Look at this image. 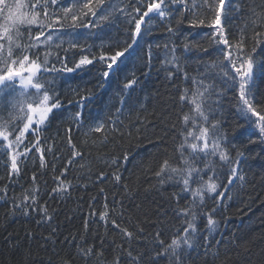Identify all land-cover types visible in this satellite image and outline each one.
I'll return each mask as SVG.
<instances>
[{
	"label": "trees",
	"instance_id": "1",
	"mask_svg": "<svg viewBox=\"0 0 264 264\" xmlns=\"http://www.w3.org/2000/svg\"><path fill=\"white\" fill-rule=\"evenodd\" d=\"M44 2L22 0V11L29 15L39 13V16L37 24L21 26L23 38L18 43L26 47L29 34L34 36L40 31V22L45 35L50 31L55 33L52 47L41 45L34 50L39 53L38 63H43L47 53L49 67L61 69L59 57L71 68L89 48L98 56L102 44L108 52L113 41L123 37L119 13L101 21L97 27L87 28L81 21L90 23L91 17L81 16L75 26L71 13L67 20L63 18L61 6L75 11V0H57L55 6L47 0L48 19L39 7ZM114 2L119 0H104L103 7L97 8V16ZM126 3L128 0L120 6ZM187 3L191 7L192 0ZM195 3V11L203 13L201 18L207 21L211 13L200 7L202 0ZM254 13L264 15V0H225L221 16L230 40L237 39L240 29L251 25L256 18ZM56 17H61L64 27L49 29L47 24ZM192 19L189 11L174 14L171 19L174 34L168 32L167 24L154 20L153 30L140 41L138 53L130 62H125L126 70L110 75L107 82L101 78L104 68L100 63L73 73L61 70L39 74L49 94L53 90L59 94L62 107L50 115V123L39 126L40 142L45 150L43 167L39 153L33 149L27 159L19 157V175L10 177L7 142L0 138V264H176L174 254L165 252V248L173 238L183 234L186 218L177 209L190 207L191 196L181 192L175 178L158 177L156 172L165 159L170 165L179 166L181 116L191 114L189 104L181 102L179 97L184 89L190 92L195 89L193 79L203 77L204 65L217 58L214 52L217 45L208 35L212 29L207 23L192 27ZM257 30L264 34V28ZM244 35L247 51L253 45L252 33L246 30ZM73 43L77 47H72ZM185 44L190 46L189 50ZM171 47L175 49L176 65L170 62L168 48ZM260 47H264V42ZM202 48L208 51H201ZM259 53L258 48L254 59L258 57L264 62V55ZM21 54L20 49H14V58ZM28 55L34 58L31 52ZM133 74L138 83L134 91L129 90V101L120 89L125 77ZM210 75L211 80L206 83L211 82L215 91L206 100L205 108L211 105L209 118L218 122L219 132L225 138L222 147L226 148L229 159H239L238 173L244 179L228 184L230 166L218 157L201 156L196 161L199 168L207 160L212 161L215 174L209 172L204 179L212 175L223 197L214 199L206 194L204 204L196 207V234L191 248L181 246L180 264H264V142L240 118L231 86L216 71ZM253 92L259 111L264 108V76H257ZM16 95L12 89L0 94V125H6L9 132L13 127H22L24 122L23 113L13 107ZM89 95L92 99L83 102V116L77 123L78 102L82 96ZM121 99L125 101L123 107ZM129 103L133 107H128ZM97 117L104 127L100 132H90ZM15 135L13 132L9 139L13 140ZM32 139L31 134H26L24 142ZM72 145L82 158L73 156ZM49 147L55 157L48 151ZM125 155L127 162L123 160ZM65 168L67 193H52L57 187L53 178L60 176ZM34 173L35 182L32 181ZM116 174L120 175L118 182L113 178ZM33 186L39 189L37 211L31 207L22 211V198ZM18 204L20 208L16 207ZM41 208H47L51 220L45 218ZM105 210L107 217L102 220L101 213ZM207 213L216 221L211 232L205 219ZM112 220L131 232L132 237L115 228ZM87 249L91 253L82 255Z\"/></svg>",
	"mask_w": 264,
	"mask_h": 264
},
{
	"label": "snow or ice",
	"instance_id": "2",
	"mask_svg": "<svg viewBox=\"0 0 264 264\" xmlns=\"http://www.w3.org/2000/svg\"><path fill=\"white\" fill-rule=\"evenodd\" d=\"M39 3V0H37ZM121 3L114 2L109 4L108 8H105L99 16H97V8L103 7L104 0H75V11L72 7L61 6L60 11L63 13V18L67 20L69 13H71V21L75 26L76 21L83 17H91L90 23H85L83 20L81 23L84 27L92 28L100 25L101 21H106L110 16H114L115 13L120 14V25L123 28V37L113 41L111 48L108 52L103 50V44L101 45V51L97 56L89 48L87 54H82L80 59L74 63V66L69 68L66 66L65 61L59 57L58 62L61 64V69H56L54 66L48 65V54L44 55L43 63H38L39 53L38 50L41 45H47L52 47L54 32H49L45 35L43 31V22L41 23L40 31L34 36L29 34L27 37L28 45L22 46L18 41L22 39L20 28L23 25L37 24V17L39 13L29 15L27 12L22 11L24 7L22 0H15L10 3L9 0H0V19L3 23H0V94L7 89H12L17 95L13 98V107L20 113H23L24 122L22 127H13L12 131L7 130L6 125H0V138L3 142H7L8 156L10 160L9 176L19 175L18 159L23 156L27 159V154L33 149L39 153V160L41 167L45 164L44 148L41 146L39 137V126L45 125L46 122L50 123L49 117L54 111L59 110L62 105L58 98L59 94L54 90L52 94H49V90L45 87V83L41 82L38 78L41 72L47 73L50 71L73 73L78 69L85 68L88 65L94 63H100L103 65L104 70L100 73L104 82H107L110 75L118 71H125L127 64L138 53L141 48L140 41L144 39L146 35L151 34L153 30V21L159 19L161 22L167 24V30L169 33H173L171 27V19L174 18V14H179L182 11H189L192 13L193 19L190 21L192 27L207 25L212 29L209 33V37L213 44L217 45L214 52L217 58L214 62L204 65L206 72L200 79H193L195 89L189 91L184 89L179 99L181 102H187L191 109L190 113H183L181 116L182 131L179 135L182 139L179 141L177 151L179 152V166H172L169 161L165 159L160 165L159 171L156 172L158 177L166 175L169 178H175L176 182L181 185V192L187 193L191 196V206L184 209H177L179 215L186 218V224L183 227V234L177 235L171 240V243L165 248V252H171L174 254L176 264H180L179 250L181 246L186 248L192 247V238L196 234L195 223L197 220L196 207L203 205L205 195L208 194L214 199L223 197V192L218 191L220 185L213 180L212 175H208V179H204V175L209 172L215 174V168L212 166V161L207 160L203 168L196 166V161L203 157H218L221 162L229 165L228 168V184H231L233 180H243V175L238 173V167L240 164L239 159H229L227 150L222 147V141L225 139L219 132L218 122H212L209 118V114L212 111L211 105H207L205 108V102L208 100L213 92L215 86L206 81L211 80L210 72L216 71L226 85H230L232 90L236 94L237 110L240 118L253 129L264 142V108L257 110L255 95L253 88L257 76H264V62L260 61L257 57L254 59L253 54L257 53V49H260V55H264V47H260L264 42V34L258 31V28H264V15L256 14L255 19L252 20L251 25L246 29H240V35L235 40H230L229 35L222 23V11L224 8L225 0H202L200 7L206 8L211 13L210 18L207 21L201 18L204 14L195 11L197 7L195 0H192L191 7L187 3V0H128V3L124 7H121ZM57 0H51V5L55 6ZM95 5V6H94ZM37 5H32L35 9ZM39 7L44 11L45 19H48L47 9L49 7L47 0L43 4H39ZM111 9V11H109ZM61 17H56L50 23L47 24L49 29L56 26L63 28L64 25L60 23ZM259 21V23L257 22ZM181 21L177 20V23ZM251 31L253 45L249 50H245V31ZM30 32V29H29ZM174 34V33H173ZM95 35L99 36V33ZM43 37V39H41ZM59 38V37H57ZM63 43V41H60ZM72 47H77V44L73 43ZM168 47V46H165ZM190 46L185 44V49L189 50ZM14 49H20L22 54L17 58H14ZM83 53V49L81 50ZM171 54V63L177 64V57L175 56L174 47L168 48ZM201 51L207 52V49L202 48ZM32 53V57L28 53ZM91 57V58H89ZM149 60L151 58V48L148 51ZM123 66V67H122ZM177 70H179L177 68ZM218 70V71H217ZM171 74V73H170ZM187 79V75L185 74ZM138 81L134 74L131 77H125V83L120 89L121 93L126 95L130 101L131 92L134 91ZM17 85L19 88L17 89ZM29 90H33L31 93ZM92 97L82 96L78 102V108L80 111L76 113L75 119L79 123L80 118L83 116V102L85 100H91ZM120 104L123 107L125 105L124 99L120 100ZM128 107H133L130 103ZM104 127L102 122H99V118H96V124L89 131L100 132ZM71 132V129L67 130ZM16 133L13 140L9 139L12 133ZM26 134L33 136L32 140L25 143ZM71 137L69 136V141ZM252 142V141H249ZM73 156H81L82 154L75 151V145H72ZM48 151L55 157V152L51 147ZM187 153V155H186ZM239 155V154H237ZM124 162H127L128 157H123ZM71 163V162H69ZM116 164V161H113ZM67 168L63 170L60 176H55L54 182L57 183V187L52 189V193L68 191V185L65 183ZM114 180L119 181L120 175H114ZM216 179H219L217 176ZM32 181H36L35 173L32 176ZM197 185L193 187V185ZM103 191V190H101ZM39 195V189L33 186L26 195L23 196L21 203L23 208L21 210L32 208L33 211H37V197ZM17 208L21 206L16 205ZM107 209V203L104 205ZM41 212L47 220H51V216L47 214V208H41ZM107 217V211L101 213V219ZM187 218H190L188 220ZM205 219L209 228V232L214 229L216 221L210 213L205 214ZM112 224L115 228L120 229L127 237L131 238L132 233L127 229H121L120 225L116 224L115 220H112ZM159 235V234H157ZM161 243H163L161 241ZM91 253V249L83 251L82 255H88ZM131 257V253H129ZM135 259V258H134Z\"/></svg>",
	"mask_w": 264,
	"mask_h": 264
}]
</instances>
